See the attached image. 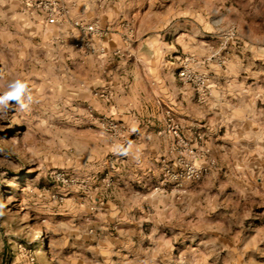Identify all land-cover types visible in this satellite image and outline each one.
<instances>
[{
	"label": "rangeland",
	"instance_id": "374dc122",
	"mask_svg": "<svg viewBox=\"0 0 264 264\" xmlns=\"http://www.w3.org/2000/svg\"><path fill=\"white\" fill-rule=\"evenodd\" d=\"M86 4L0 0V264H264V0Z\"/></svg>",
	"mask_w": 264,
	"mask_h": 264
},
{
	"label": "crops",
	"instance_id": "0c3cea01",
	"mask_svg": "<svg viewBox=\"0 0 264 264\" xmlns=\"http://www.w3.org/2000/svg\"><path fill=\"white\" fill-rule=\"evenodd\" d=\"M88 1L92 2V5L94 7H98V8H103L104 5L107 3V0H76V5L78 8H84L86 6H88V4H86ZM68 27H73V25L71 23L67 24ZM106 45L108 46L109 50L108 53L106 54L105 57H98L95 60V65L97 68V71L99 72L98 75H120L119 72H122V75H124V78H126L128 81L131 77L133 78H140L144 81H148L150 83H157V81L162 82V84H166L167 83V79L169 75H132L131 73V69H130V65L127 64L126 60H122L120 62H114L112 55L114 54L115 50L110 48V43L105 42ZM82 63V59H79V64ZM114 65H116L115 68ZM114 79L116 80H120V78L115 77ZM117 87H120V85H118Z\"/></svg>",
	"mask_w": 264,
	"mask_h": 264
},
{
	"label": "clouds",
	"instance_id": "9594fccd",
	"mask_svg": "<svg viewBox=\"0 0 264 264\" xmlns=\"http://www.w3.org/2000/svg\"><path fill=\"white\" fill-rule=\"evenodd\" d=\"M15 101L21 110H28L33 103V96L28 83L22 79H13L8 82L6 90L0 93V118L6 116L10 109V102ZM113 150L123 156L129 155L131 144L127 146L116 144ZM4 205L0 204V215H3Z\"/></svg>",
	"mask_w": 264,
	"mask_h": 264
},
{
	"label": "built area",
	"instance_id": "2783aa9c",
	"mask_svg": "<svg viewBox=\"0 0 264 264\" xmlns=\"http://www.w3.org/2000/svg\"><path fill=\"white\" fill-rule=\"evenodd\" d=\"M68 9L66 7H61V9H57L56 6H54L51 9V12L49 16L47 17V21L49 23H57L61 19H66L68 16ZM74 26L78 27L79 29L86 31L88 33H94L99 36H102L104 34L103 28L99 25L98 22L93 23H85L82 20H75L73 21ZM105 48L101 47V51H104Z\"/></svg>",
	"mask_w": 264,
	"mask_h": 264
}]
</instances>
